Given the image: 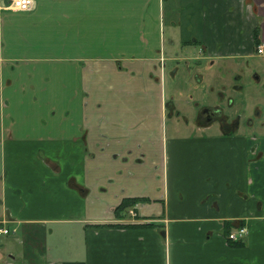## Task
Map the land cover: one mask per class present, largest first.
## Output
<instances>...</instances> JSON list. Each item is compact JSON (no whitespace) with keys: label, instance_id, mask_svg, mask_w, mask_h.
<instances>
[{"label":"crops","instance_id":"crops-1","mask_svg":"<svg viewBox=\"0 0 264 264\" xmlns=\"http://www.w3.org/2000/svg\"><path fill=\"white\" fill-rule=\"evenodd\" d=\"M47 2L9 9L30 11L24 35L22 15L12 41L0 29V225L14 229L0 234V264H264V118L243 121L230 94L228 110L202 100L181 116L161 81L180 58L240 79L236 64L264 57V0ZM52 16L66 41L50 75L51 57L17 49L28 24L49 35ZM202 106L227 123L202 121ZM131 199L133 216L118 207ZM127 222L150 224L95 225ZM227 224L229 237L246 227L242 243L227 240Z\"/></svg>","mask_w":264,"mask_h":264},{"label":"rangeland","instance_id":"rangeland-1","mask_svg":"<svg viewBox=\"0 0 264 264\" xmlns=\"http://www.w3.org/2000/svg\"><path fill=\"white\" fill-rule=\"evenodd\" d=\"M36 1L39 3L38 8L42 7L43 3L45 2V0ZM53 1L54 0H49L47 2L46 0V2L49 4L53 3ZM166 6H168L167 2ZM5 10H3L0 15V29L2 41L8 43L12 41H9L10 21L14 19L15 23L18 24V22L21 20L18 15H22V23L20 25L19 31L24 35V21L30 15V11L15 12L9 9ZM40 15H38L37 17H41ZM52 18L54 20H52ZM30 21H32V19L27 20V23ZM41 23L40 18H37L35 20V24L38 25V27ZM49 23L50 25H53L52 31L49 35H44L42 32H40V30L38 32L37 30L34 31V27L28 24V27L30 28V34L29 32L26 33L25 36L28 37L26 45L25 47L23 46L17 49V55H24L26 53H42L43 55L47 54L49 57H51V59H49V61L47 60L45 64L48 73L51 75L56 74L57 69L59 70L60 68H62L58 66V64L61 63L59 57V55H61V51L59 47L62 46L63 43H65L66 39L62 37L65 32V30H63L64 25H62V27L56 26L57 19L54 18V16L51 17ZM139 29L140 31L143 30V28L141 27ZM164 31L167 33L168 26H165ZM175 36L178 37V32H175ZM41 45H43V48H41ZM190 48L192 53H198V46H190ZM185 49L186 48L182 45L178 47V50L182 51V53H184ZM203 62H199V64L201 65H198V61L195 59L189 58L187 60L184 58H180L178 60H170L168 66H166L165 77L164 74H162L161 81L163 84V90L165 91V99L167 101H171L172 98L170 94L174 95L173 101L176 107L174 113L179 111L181 113V116L182 114H184L189 118H193L196 113L195 101L202 102V100H204L203 102L205 103L219 104L223 106L224 109L228 110L229 105L227 95L230 94L232 95L234 101L231 105V109L240 111L243 121L246 122L248 118H253L254 122L256 123L259 122L260 119L264 118V57H259L256 55L251 58L249 57L247 59H242L240 64H236V71H239V73L241 74V77L238 80H235L233 78L232 73H227L225 71V67H223L222 65H209L206 62ZM175 67L177 72L173 75L172 69H174ZM167 68H171L172 71L170 70L171 72L167 73ZM196 73H200L203 76V81H194ZM255 74H257L258 77ZM146 83L151 91H154V93L158 91L159 84L156 82V80H146ZM208 83L214 85V88L211 89ZM234 83H238L240 87H242L240 88L241 90L239 92L233 91L231 89ZM221 84H225L226 86L223 99H219V95L217 93V87H219V85ZM137 88H141L140 85L135 86V89ZM152 102V97L144 98L145 104H151ZM256 106L260 107V112L262 114H256ZM200 119L203 121L201 117ZM170 120H176V118L173 116L170 119L167 118L166 125H169V123L171 122ZM178 120L181 123L184 119L180 117V119ZM224 123L227 122L224 121ZM183 126L184 124L181 123V127ZM184 131H196V129L194 128V130H190V127H186Z\"/></svg>","mask_w":264,"mask_h":264},{"label":"built area","instance_id":"built-area-1","mask_svg":"<svg viewBox=\"0 0 264 264\" xmlns=\"http://www.w3.org/2000/svg\"><path fill=\"white\" fill-rule=\"evenodd\" d=\"M0 4L2 8H8L13 10H29L34 7L35 3L34 0H0ZM255 51L257 53L264 52V40H261V42L255 45ZM128 213L132 216L135 214L134 206H131L128 209ZM13 231L14 229L9 226L0 225V234H7ZM246 231V227L240 225L235 231H232L230 233V237L233 239L240 238L246 233Z\"/></svg>","mask_w":264,"mask_h":264},{"label":"flooded vegetation","instance_id":"flooded-vegetation-1","mask_svg":"<svg viewBox=\"0 0 264 264\" xmlns=\"http://www.w3.org/2000/svg\"><path fill=\"white\" fill-rule=\"evenodd\" d=\"M264 40V39H263ZM264 53V52H263ZM257 75V74H255ZM258 77V75H257ZM204 121L207 120H218L221 125H224L225 115L220 111V109L217 106H202L199 110L198 114ZM230 124L233 123V121L229 122Z\"/></svg>","mask_w":264,"mask_h":264},{"label":"trees","instance_id":"trees-1","mask_svg":"<svg viewBox=\"0 0 264 264\" xmlns=\"http://www.w3.org/2000/svg\"><path fill=\"white\" fill-rule=\"evenodd\" d=\"M135 199H131V200H124L122 201V203L118 206L119 208L123 209V208H126V206H134V203H135ZM118 210V209H116ZM120 224H125V225H149L150 223L148 222H135V223H95V225H120ZM240 225V224H238ZM231 225L227 224L226 225V230H225V234L227 235V240L231 243V244H240L242 243V241L240 239H233V238H230L228 236V231L230 229Z\"/></svg>","mask_w":264,"mask_h":264}]
</instances>
